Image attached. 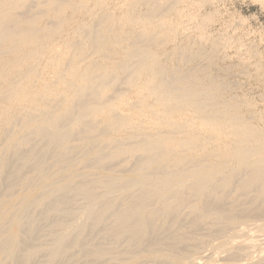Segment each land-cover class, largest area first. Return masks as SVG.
<instances>
[{
    "label": "bare ground",
    "instance_id": "bare-ground-1",
    "mask_svg": "<svg viewBox=\"0 0 264 264\" xmlns=\"http://www.w3.org/2000/svg\"><path fill=\"white\" fill-rule=\"evenodd\" d=\"M217 1L0 0V264H264V52Z\"/></svg>",
    "mask_w": 264,
    "mask_h": 264
},
{
    "label": "rangeland",
    "instance_id": "rangeland-1",
    "mask_svg": "<svg viewBox=\"0 0 264 264\" xmlns=\"http://www.w3.org/2000/svg\"><path fill=\"white\" fill-rule=\"evenodd\" d=\"M223 1H224V3H222ZM217 2H218L217 5H219V7H220V8L219 7L218 8L221 11L223 10L221 12L223 15H222L221 22H218V24L217 23L215 24V26L217 27V29H216V27H214V30H215L214 31V34L217 33L215 35L221 36L222 34L224 35V34H227V32H229V34H228L229 37H233V40L231 39L232 40V43H235L236 42V39H238L239 37L241 39H242V37H246V38H243L242 39L246 45H248V46L249 45H254L259 50H262L264 52V39H263L264 38V7L262 5H259L260 3L257 2V1H255V0H254V2H253V0H218ZM227 14H228V16H227ZM237 14H238V16H237ZM234 16H235V18H234ZM237 19H239V20H237ZM219 24L220 25L223 24V25L220 27ZM235 25L237 26V28H236ZM242 25L243 26L245 25L244 26L245 28ZM222 27H225V28H222ZM229 27L231 29H229ZM238 27L241 30H242V28L244 30L241 31ZM221 29H223V30H221ZM245 30H247V32ZM223 31H226V32H223ZM237 32H239V33H237ZM248 32H249V35H248ZM235 34H236V36H235ZM230 35H232V36H230ZM237 35H240V36H237ZM261 37H263V38L261 39ZM256 40H258V41H256ZM259 47H261V48H259ZM229 50H228L229 56L231 57V59L232 58L234 59V60H231V61L229 60V62H234L235 60H236L235 63L238 62L239 60L237 59V55L235 53L236 49L235 48L234 49L232 48L230 51ZM253 88L254 87H252V91L253 92L251 91L250 93H252V95L254 97L256 96V98H259V96H260V93H259L260 90H259V88H254L255 90Z\"/></svg>",
    "mask_w": 264,
    "mask_h": 264
}]
</instances>
